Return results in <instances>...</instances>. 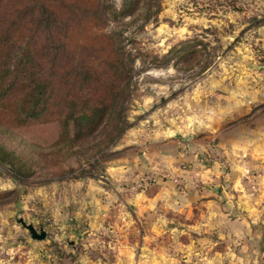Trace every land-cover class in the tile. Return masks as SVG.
<instances>
[{
	"label": "rangeland",
	"instance_id": "374dc122",
	"mask_svg": "<svg viewBox=\"0 0 264 264\" xmlns=\"http://www.w3.org/2000/svg\"><path fill=\"white\" fill-rule=\"evenodd\" d=\"M258 54H264L260 0H0V210L19 208L11 213L14 225L23 230L18 220L23 219L43 227L51 244L73 246L76 254L80 244L70 245L79 236L75 219L69 214L62 220L27 217L21 209L24 197L42 188L64 202L77 191L64 182L106 179V169L125 158L142 166L147 158L140 162L137 152L159 137L179 138L187 156L193 135L188 131L200 113L198 103H204L201 93L210 90L211 80L230 77L239 67L260 69L264 57ZM44 82L53 88L44 97L45 109L25 124L14 122L17 97ZM99 103L106 110L102 122L93 123V132L71 121V135L79 129L87 134L49 149L67 111L90 114ZM121 127L123 133L110 144ZM186 156L178 165L182 175L193 170ZM144 164L151 167L143 171L144 178L116 183L117 190L156 188L155 164ZM159 174L171 176L167 170ZM132 199L126 202L131 209L116 207L115 216H128L129 235L146 236L163 264H247L210 258L209 252L223 245L204 240L215 235L199 226L198 211L188 212L187 205L180 211L153 209L139 214L140 223ZM118 202L123 198L117 196ZM102 235H110L112 245L119 237Z\"/></svg>",
	"mask_w": 264,
	"mask_h": 264
},
{
	"label": "crops",
	"instance_id": "0c3cea01",
	"mask_svg": "<svg viewBox=\"0 0 264 264\" xmlns=\"http://www.w3.org/2000/svg\"><path fill=\"white\" fill-rule=\"evenodd\" d=\"M261 56L264 54L257 57ZM259 65L258 70L239 67L230 77L210 81V90L201 93L200 113L193 117V128L188 131L193 135L188 138L187 156L179 138L159 137L158 142L137 152L140 162L147 158L142 166H136L135 158H125L121 165L106 169V179L64 182L77 190L64 202L42 188L24 197L21 209L27 217L37 214L62 220L69 214L75 219L79 236L70 245L80 244L76 254L73 246L68 248L60 241L58 247L51 244L47 235L43 240L31 239L25 228L21 230L11 220V213L19 208L0 210V264H163L162 254L148 247L146 236L129 235L130 218L115 216L116 207L125 206V212L131 209L126 202L132 197L140 223L139 214L144 212L180 211L187 205L188 212L198 211L203 220L199 226L215 235L204 240L223 245L208 251L210 258L264 263V63ZM184 156L193 167L188 175L179 171ZM150 161L160 169L153 177L156 188L117 190L116 183L144 178L143 171L151 168L144 163ZM164 170L170 178L159 174ZM117 196L124 202L116 203ZM105 232L119 234L113 245L110 235H102Z\"/></svg>",
	"mask_w": 264,
	"mask_h": 264
},
{
	"label": "trees",
	"instance_id": "16d2710c",
	"mask_svg": "<svg viewBox=\"0 0 264 264\" xmlns=\"http://www.w3.org/2000/svg\"><path fill=\"white\" fill-rule=\"evenodd\" d=\"M46 83L47 82H44L41 85L34 83V85L29 86L28 89L23 91L22 94L17 97L15 100L16 102L14 103V122L18 124H25L28 122L29 118L36 114H40L41 111L45 109V107H42L44 104V97L49 95L48 92L53 91V88L47 89V87L51 85V80L48 82L49 86H47ZM35 89L37 90L35 91ZM93 106L94 112L90 114L86 111H81L80 113L67 111L60 122L61 131L59 132L57 138L50 142L51 145L49 146H51V148L49 149L58 150L64 147L66 141L71 142L74 139H81L87 134V131L84 132L82 129H79L75 134L71 135L69 127L71 121L73 125H82L84 123V126L88 127V132H93V123L95 120H98L97 118H99L101 123L106 110V106L103 103H99L97 105L94 104ZM100 107H102L101 112H99ZM123 131L124 127L116 129L114 136L110 137L109 143L111 144L112 142H115V140L123 133ZM72 171H74V169H70V172ZM61 178H65V176H61Z\"/></svg>",
	"mask_w": 264,
	"mask_h": 264
},
{
	"label": "water",
	"instance_id": "95a60500",
	"mask_svg": "<svg viewBox=\"0 0 264 264\" xmlns=\"http://www.w3.org/2000/svg\"><path fill=\"white\" fill-rule=\"evenodd\" d=\"M18 220L21 223V225L27 230V233L31 237V239L39 241V240H43L46 237L47 232L43 227L37 228L33 223H28L23 219H18Z\"/></svg>",
	"mask_w": 264,
	"mask_h": 264
}]
</instances>
